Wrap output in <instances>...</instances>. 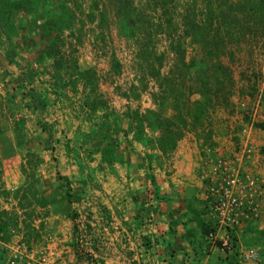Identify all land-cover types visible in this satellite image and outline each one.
<instances>
[{
  "label": "rangeland",
  "instance_id": "374dc122",
  "mask_svg": "<svg viewBox=\"0 0 264 264\" xmlns=\"http://www.w3.org/2000/svg\"><path fill=\"white\" fill-rule=\"evenodd\" d=\"M60 1L72 11L64 22L70 27L53 47L63 44L68 53L70 44L76 45L79 69L93 70L76 87H71L78 77L75 64L67 62V70H55L54 58L39 44L42 39L46 46L51 38L36 35V26L30 22L33 18L44 22L47 6L27 15L15 14L14 44L0 27V237L44 262L49 258V245L57 248L58 240L39 230L40 198L55 195L84 204L81 210L72 208L68 213L79 260L104 264L110 258L119 264H142L143 251L130 244L138 237L144 246L147 236L132 230L138 227L135 222L123 223L120 207L103 188L123 136L132 146L129 134L136 139L137 122L141 134L144 125L151 128L157 143L160 132L154 116L173 112V98L164 92L202 87L203 75L214 78L220 62L228 69L227 78L220 86L215 82L206 85L213 102L200 124L187 125L177 143L195 140L199 160L210 137L213 140L216 135L218 143L228 146L236 137L234 130L252 125L261 155L264 130L256 124L264 121V22H253L251 0H210V22L191 21L207 12L206 0ZM215 46L226 53L209 59L206 51ZM98 98L106 100V106L89 111ZM21 119L24 139L19 145L14 129ZM27 151L39 155L43 163L25 164L24 174ZM260 164L264 175L262 156ZM5 176L13 182L20 177L23 181L6 187ZM111 177L112 184L116 183L115 175ZM147 177L151 188L156 178L149 173Z\"/></svg>",
  "mask_w": 264,
  "mask_h": 264
},
{
  "label": "crops",
  "instance_id": "0c3cea01",
  "mask_svg": "<svg viewBox=\"0 0 264 264\" xmlns=\"http://www.w3.org/2000/svg\"><path fill=\"white\" fill-rule=\"evenodd\" d=\"M143 127L145 133L140 138L133 139V134H129L132 146L127 145L123 136L124 143L117 149L103 182V188L120 207L123 223L131 225L135 222L138 227L132 230L147 236L144 246L139 244L138 237L131 239L130 244L132 249L140 246L142 264H243L203 243L201 221L205 202L203 184L198 177L196 141L177 143L166 158L158 149L155 133L152 135L150 127ZM217 139L214 135L213 140L217 142ZM148 173L156 178L151 188ZM112 175L116 180L113 184ZM22 181V177L13 182L5 176L6 187L14 188ZM46 199L49 213L43 232H50L58 240V247L49 245V258L39 262L33 253L24 254L26 250L2 241L0 237V264H90L79 260L73 250L74 229L68 217L72 208L81 210L84 204L55 195ZM237 237L245 247L257 248L261 253L257 262L246 264H264V209L259 219L239 229ZM62 251L65 254L61 256ZM121 253L124 255L125 251L121 249ZM60 256L63 259L60 260ZM115 263L119 264V261L110 258L104 261V264Z\"/></svg>",
  "mask_w": 264,
  "mask_h": 264
},
{
  "label": "trees",
  "instance_id": "16d2710c",
  "mask_svg": "<svg viewBox=\"0 0 264 264\" xmlns=\"http://www.w3.org/2000/svg\"><path fill=\"white\" fill-rule=\"evenodd\" d=\"M246 3H248L247 0H243ZM253 4L254 10H252V16L253 22H257V24L264 22V0H251ZM207 7H204L205 14H202L199 20H196V18L191 19L192 22H210L209 18L212 12L213 7L211 6V1L206 0ZM41 6H47V9H45V15L46 20L44 22H39L37 18H33L30 22H33L36 26V35L42 34L44 37L51 38V41L46 44V46L43 44L42 39H39L41 43L40 49L42 48L43 51H45L46 55H49L54 58L53 68L55 70H67L69 66H67L65 63L73 62L75 64V70L78 77L74 78L71 82V87H76L79 80H81L82 76L84 74H90L92 75L93 70L87 69L81 71L77 64V58L75 54H77L76 45L70 44L71 50L67 53L66 50L62 49L63 44L54 48V44L61 42V36L64 34V31L70 27L69 24H64L65 22V16L67 14H70L68 16V19L71 17V12L69 9V6H67L66 2H59V0H0V27L2 31L8 36V39L14 40L12 44L15 43V38L17 35L18 26L16 22L14 21V16L18 12H23L24 14H30L37 8ZM55 11V12H54ZM59 12V13H58ZM199 16V15H198ZM34 26V25H33ZM34 26V27H35ZM129 27H131V23H128ZM32 30V29H31ZM33 31V30H32ZM39 35V36H40ZM53 37V39H52ZM38 40V41H39ZM54 42V43H53ZM58 42V43H59ZM65 43V42H64ZM225 50L220 49L219 47L215 46V50H207L206 54L209 59L212 58L213 55L215 56H221L223 55ZM71 55V56H68ZM214 57V56H213ZM62 58H64L62 60ZM68 59V61H66ZM62 60V61H61ZM71 60V61H70ZM218 67V73L214 76V78H206V75H203L202 82L200 83V88H193L192 86L184 87L182 86V90L180 89H169L166 90L164 93L169 97L173 98V104H172V110L173 112L169 115H164L163 117H159L156 113L154 116V121L157 123V126L159 128L160 135L157 140V146L158 149L166 155L167 153L171 152L175 147L179 140V138L182 136L183 132L186 131L183 130L187 125L190 126H196L197 124H200L204 114L206 113V110L210 107V105L213 102V95L212 92L209 93V88H205L207 84L211 82H215V85L220 86L225 78L228 76V69L226 67H223L221 63L219 62L217 64ZM190 74V72H188ZM185 81H183L184 85ZM185 88H188L186 90H183ZM206 89V90H205ZM192 94H198L199 96L196 98H190L188 95ZM153 95V94H152ZM212 95V96H211ZM128 97V96H125ZM162 99H166V96H161ZM183 100V101H182ZM97 105L91 104L88 107L89 111H94L98 105H104L106 106V100L103 98H98ZM155 113V111L153 112ZM140 122V121H138ZM136 128V138H140L142 136L141 134V126L137 122H134ZM23 125L24 120L21 119L15 124V133L18 137V143L19 145H22V141L24 139V136L22 133L23 131ZM260 129L264 130V121L258 122L256 124ZM139 130V132H138ZM162 131V133H161ZM208 143H210L211 137L208 139ZM261 156L264 159V147L261 148ZM26 160V163H25ZM43 160L42 158L37 155L36 153H32L30 151H27L25 155L23 156V165H22V171L25 174L26 172V166L27 165H35L38 166L39 164H42ZM26 164V166H25ZM28 178L26 174V179ZM22 189L19 187L17 190ZM42 209L41 212V222H40V229L43 230L45 227L46 218L48 217V200L45 197L40 198V205ZM30 221V225H34L33 222L28 218ZM17 218L14 222H17ZM4 227V226H3ZM201 228H202V239L204 238V234L207 229L206 223L201 221ZM234 238V237H233ZM235 241V238H234ZM235 244L237 248V244ZM29 247V246H28Z\"/></svg>",
  "mask_w": 264,
  "mask_h": 264
},
{
  "label": "built area",
  "instance_id": "2783aa9c",
  "mask_svg": "<svg viewBox=\"0 0 264 264\" xmlns=\"http://www.w3.org/2000/svg\"><path fill=\"white\" fill-rule=\"evenodd\" d=\"M252 133V125H240L230 145L212 140L202 147L197 164L205 202L202 217L207 225L203 243L243 264L257 262L260 253L241 244L237 232L259 219L264 209L261 155Z\"/></svg>",
  "mask_w": 264,
  "mask_h": 264
}]
</instances>
